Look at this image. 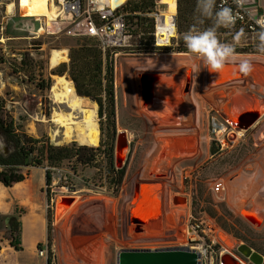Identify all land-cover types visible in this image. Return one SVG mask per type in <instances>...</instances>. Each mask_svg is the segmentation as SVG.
<instances>
[{
	"label": "rangeland",
	"instance_id": "1",
	"mask_svg": "<svg viewBox=\"0 0 264 264\" xmlns=\"http://www.w3.org/2000/svg\"><path fill=\"white\" fill-rule=\"evenodd\" d=\"M128 1L131 0L116 3V6ZM54 2L58 14V0ZM9 3L15 5L14 13L1 12V7L8 11ZM18 3V0H0V117L6 123L13 121L17 133L50 140L58 146L76 142L78 145L99 147L101 140L108 141L112 133L106 129V121L99 115V106L92 100L80 97L86 112L94 114L100 130L96 146L82 142L76 136H65V129H59L53 122L54 118L72 112L70 100L57 99L52 87L58 77L73 84L68 74L59 76L54 71L63 63L69 64L70 48L76 45L75 39L45 34L36 40L41 46H33L30 31L39 22L35 17L22 16ZM168 4L169 0H155V11H166ZM123 5L117 9L121 10ZM120 12L126 13L123 10ZM62 16L58 21L64 20ZM141 17L153 19L149 15ZM38 18L42 22L55 20L51 16ZM135 25L130 27L131 34L133 29L139 32L136 31V35L126 41V46L118 50L115 67L116 132L117 136H125V153L120 167L117 164L119 168L126 169L121 188L115 193L110 191L106 177L108 161L103 153H97L93 167L73 168V163L65 162L61 167L52 169L51 185L55 184L52 188L46 185L44 168L31 171L27 184L29 191L32 190L34 202L41 212L46 211L47 224L48 218L51 221L52 245L56 248L51 247L53 262L117 264V255L122 250L182 247L179 244L186 240L187 225L200 220L215 224L229 235L221 236L229 246L245 244L264 257V110H258V114L250 113V117H245L248 116L245 113L248 109L228 114L227 119L233 125L249 128L245 138L234 149L217 153L209 137L210 118L229 110L227 107L232 106L235 95L253 99L247 104L264 103V81L260 79V85L245 76L232 84L217 85L207 79L202 60L190 53L175 51L182 46L181 36L177 34L172 41V49L148 53L146 48L150 45L147 39L152 47L155 46L150 36H144ZM219 40L233 44L237 49H249L248 53L237 54L236 59L226 65L239 64L247 59L251 64L264 66V54L251 52L257 51L255 35L244 36L238 41L234 37ZM54 50L66 51L67 60L57 67H52L50 63ZM172 53H175L174 57ZM25 54L35 60L36 66L33 70H25L28 72L16 73ZM157 73L184 77L185 98L181 100L190 114L185 120L177 119L170 126L160 125L143 108L140 76ZM63 88L60 85L57 91L62 92ZM224 88L230 92L220 91ZM81 120L83 115H80ZM165 141L172 149L171 164L151 166ZM211 148L215 149L214 154ZM12 150L0 135V154L7 155ZM21 171L28 174L30 169L23 168ZM216 182L224 185L220 193L212 190ZM63 186L72 189V193H66L67 197L60 196L65 194L61 190ZM47 196L50 199L58 196L53 208L50 207L51 201L47 200L46 204ZM64 198H73V203H64ZM183 198L186 200L182 201ZM132 203L134 205L129 211ZM59 205L68 209H59ZM139 207L142 211H135ZM250 208L259 209L262 220H253L246 213ZM62 211L65 213L59 215L58 212ZM235 218L246 226L236 223ZM139 228L143 230L139 231ZM33 230L36 238L44 236L39 222L34 224ZM145 230L146 234H143ZM161 231L162 235L155 237ZM16 237L19 239V234ZM13 239L9 228L0 225V264L15 262V258H8L9 253L18 251L10 244ZM36 251L38 254V249Z\"/></svg>",
	"mask_w": 264,
	"mask_h": 264
},
{
	"label": "trees",
	"instance_id": "2",
	"mask_svg": "<svg viewBox=\"0 0 264 264\" xmlns=\"http://www.w3.org/2000/svg\"><path fill=\"white\" fill-rule=\"evenodd\" d=\"M123 1L125 0H112V3L115 6L116 3H122ZM196 3L197 0H176V26L178 35L182 37V41L183 34L194 25L198 29L204 30L212 27L214 24L213 19H205L203 24L197 23L194 18L196 16ZM169 4L175 5L173 0H169ZM121 10L126 11L125 14L129 15L127 16V22L130 27H134V25L137 24L139 27L138 30H142L141 33L144 36H150L149 34L154 30V20L149 17H141L140 15L148 16L153 13L155 11V0H131L124 3ZM214 11H218L217 3ZM1 12L6 13L7 10L5 11L4 8L1 7ZM1 29L3 30V28ZM133 30L135 32L132 31V35L135 36L137 30ZM217 35L218 38H235L237 33H234L233 31H226L224 27L221 26L217 28ZM244 36L245 35L243 34L240 38H243ZM10 37L14 38L15 36ZM32 38V40H34L33 46L39 48L41 43L36 41L38 38ZM74 39L76 45L70 48L69 64L63 63L59 65L54 71V74L59 76L68 74L74 84L78 96L88 98L99 106V115L101 119L106 121V129L111 130L112 136L108 141H103L102 139L100 146L97 148L86 145H78L76 142L58 146L51 143L50 140L36 139L23 133L19 134L15 130L13 121L6 123L0 117V135L5 138L6 143L13 149L7 155L0 154V166L2 167V170L0 171V183H2L5 187H12L14 184L21 183L27 179L29 173L24 174L21 171L23 168H44L46 185L49 186L51 185L53 178L52 169L61 167L65 162L73 163V168H75V166L93 167L96 162L97 153H103L107 158L108 165L106 177L108 179L110 191H112V193L118 192L123 184L126 169L119 168L117 166L115 155L118 136L115 123L116 74L114 61L111 59V55L109 53L104 55L95 39L88 37H75ZM149 39H151V37H149ZM147 42L150 45L148 49L146 48L148 53L155 52V50L172 49L171 46H169L170 48L152 47L148 39ZM118 50L119 49H115L114 51L118 52ZM175 51L179 53H188L184 41L182 42L181 47L175 48ZM235 52L236 54L248 53L249 49L235 48ZM251 52L259 53L258 51ZM29 56V54H25L23 56L21 62L19 63L20 70H16V73L20 71L28 72L25 71L27 69L33 70V67L36 66L35 60ZM2 60L4 59H1V63L3 62ZM42 88H44L43 85ZM101 132L103 133V128H101ZM211 152L214 154L215 149L211 148ZM47 200L50 202L51 199L49 196H47ZM227 214L233 218L231 213L227 212ZM234 221L242 226L245 225V223L238 218H235ZM19 229L20 223L17 219L15 217L10 218L9 231L14 238L10 244L16 250L21 251L22 247L19 240ZM17 234H19V239L16 237ZM47 240L49 247V258L47 264H52L53 254L51 251V221L49 218L47 224ZM42 247V244L38 245L39 249Z\"/></svg>",
	"mask_w": 264,
	"mask_h": 264
},
{
	"label": "built area",
	"instance_id": "3",
	"mask_svg": "<svg viewBox=\"0 0 264 264\" xmlns=\"http://www.w3.org/2000/svg\"><path fill=\"white\" fill-rule=\"evenodd\" d=\"M173 1L175 3L173 12L155 11L149 14L154 20V30L149 35L155 47H169L177 37V8L176 0ZM216 3L218 10L228 7L232 9L233 14L236 16L233 26L224 27L226 31L240 33L243 30L245 36L255 35L260 31V26L256 21L264 17V8L259 11L256 8L255 0H244L242 4H238L236 0H216ZM58 5L60 11L55 20L42 22L40 18L35 17L36 22L39 23L36 27H32L30 34L35 38L45 34L65 35L72 38H93L98 42L104 55L106 53L111 55L116 67L119 54L114 50L126 46V41L132 37L127 22V16L129 15L121 13L117 7L106 3L105 0H58ZM61 15H63L64 20L58 21ZM27 27L30 30V26ZM248 130L249 128L233 125L219 112L210 118L209 137L215 145L217 153L234 149L236 144L245 138ZM1 170L2 167L0 166ZM54 186L55 184L50 187ZM61 190L65 192V194L60 195L63 197L69 196L66 193H72V189L65 186ZM212 190L216 193L222 192L224 190L223 183H214ZM57 198L58 196L51 198L52 208L54 204L56 205ZM186 234L185 242L179 245L196 250L199 253V264H221L222 259L226 256H231L241 264L246 261L245 257L238 251L240 245L229 248L223 244L220 240L221 234L222 236L229 235L221 231L215 224L207 223L205 220L194 223L189 222ZM47 246L48 244L41 249L38 248V255L48 261L49 247Z\"/></svg>",
	"mask_w": 264,
	"mask_h": 264
},
{
	"label": "bare ground",
	"instance_id": "4",
	"mask_svg": "<svg viewBox=\"0 0 264 264\" xmlns=\"http://www.w3.org/2000/svg\"><path fill=\"white\" fill-rule=\"evenodd\" d=\"M18 1H19V8L21 14L24 17H28V16L57 17V12H56L57 8L54 5L55 3L54 0H18ZM105 2L110 3L113 7L116 6L113 5L112 0H105ZM14 8L15 5L13 3L8 4V11L10 13L14 11ZM174 10H175V5L168 4V9L165 12L169 13V12H173ZM66 60L67 57L65 50H54L50 57V63L52 67H57L62 61H66ZM235 69L237 70V68L235 67L225 66L218 73H210V81L217 83V85L221 83L225 84V81H228V79H230L228 78L227 73L234 72ZM252 69L256 74L254 75L252 73H249V75L246 76L245 78H250L253 80V82L260 84L261 81L260 79L264 81V69L262 68H255V69L252 68ZM140 79H141L140 80L141 93L143 96L142 97L143 108L146 110L147 114L153 116V118L157 121L158 124L164 126H170L171 124H175V122H177V119L179 121V119L185 120L187 116L189 117L190 115L189 109L187 105L181 100L185 98V93H184L185 90L183 88L185 86L183 83L184 77L182 75L172 74V73L161 74V75L141 74ZM60 85L64 87L62 92L57 91ZM220 91H226L228 93L230 92L227 88H224L223 90ZM52 92L54 93V96L57 99L68 98V100H70L71 102L69 105V108L72 110L71 113L62 114V116H60L59 118L56 119L54 118L53 122L57 125V127L59 129H65V136L67 137L76 136L82 142H86L91 146H96L99 143L100 130L98 128L96 120L94 119V114H89L84 109V104L83 102H80L81 98L80 96H78L73 84L65 80L63 77H58L55 84L52 87ZM235 97L236 98L231 102L232 106L228 105L227 108L229 110H226V112H224L223 114L224 115L223 117L226 119L228 118V114L232 115L234 112L236 113V111L242 112V110L248 109L245 113L250 117L252 113L254 112L259 113L258 110H260V112L264 110V103L262 102L247 104L253 99L249 97L241 98L236 95ZM80 115H83V120L81 121H80ZM163 143L164 145L162 144L163 146H161V150L158 151L151 166L154 165V167H158L160 164L162 165V163H166V165L171 164L170 161L172 160L171 158L172 149L170 148L169 144L166 141ZM118 153L121 157H123L125 153V149L124 151H120V152L118 151ZM152 172L156 173L157 170H154ZM185 200L186 199L184 198L182 199V201ZM58 208L68 209L60 205L58 206ZM256 209L257 208H250L246 210V213L253 220H259L262 218L261 213L258 212L259 209L257 210ZM64 213L65 212L63 211L58 212L59 215H63ZM262 214H264V208L262 210ZM221 236H220V240L223 242L224 245L230 248L231 246L226 244V242L222 240ZM223 237H228V236L223 235ZM226 257L231 259L230 256H226ZM234 262L236 263V261Z\"/></svg>",
	"mask_w": 264,
	"mask_h": 264
},
{
	"label": "clouds",
	"instance_id": "5",
	"mask_svg": "<svg viewBox=\"0 0 264 264\" xmlns=\"http://www.w3.org/2000/svg\"><path fill=\"white\" fill-rule=\"evenodd\" d=\"M242 4L244 0H236ZM216 0H197L194 17L199 24H203L205 19H213L212 27L204 30L198 29L195 25L183 34L185 47L191 55L203 61L205 68L210 73H218L226 63L233 62L236 59L235 47L233 44L223 43L217 35V28L231 27L235 24L236 16L232 9L228 7L220 8L214 11ZM256 23L260 26V31L255 34L258 40L257 51L264 54V17H261ZM243 35V30L237 33L235 39L238 41ZM175 56V53H172ZM253 65L247 59L239 63V71L245 75L252 71Z\"/></svg>",
	"mask_w": 264,
	"mask_h": 264
},
{
	"label": "crops",
	"instance_id": "6",
	"mask_svg": "<svg viewBox=\"0 0 264 264\" xmlns=\"http://www.w3.org/2000/svg\"><path fill=\"white\" fill-rule=\"evenodd\" d=\"M256 8L260 11L264 8V0H255ZM15 11V8H14ZM14 11L11 13L13 14ZM9 13V11H7ZM34 168H31L29 171V176L27 179L21 183L14 184L12 187H5L2 183H0V225L4 226V228H9V219L15 217L17 221L20 223V242H21V251H15V253H9L8 258L14 259L15 262L11 264H47V260L45 258L39 257L36 249H38V245L42 244V246H46L47 243V213L45 210L41 212V209L34 202L32 197V190L29 191L28 182L30 180L31 171ZM45 171V169H43ZM47 204V199H46ZM132 205L129 207V211ZM142 211L141 207L136 208L135 211ZM129 211L127 212L129 214ZM128 217V215H127ZM39 222L42 224L44 229V236L42 238H36L34 235L33 226ZM142 223L139 222L141 226ZM141 229V230H140ZM137 230V229H136ZM142 231V228L138 229ZM33 232V234H32ZM146 234V230L143 232ZM142 235V232L140 233ZM162 235V231L159 232L156 236ZM48 247V246H47ZM55 250V245H52ZM11 249H13L11 247ZM52 249V250H53ZM1 252V251H0ZM52 264H55L52 262Z\"/></svg>",
	"mask_w": 264,
	"mask_h": 264
},
{
	"label": "water",
	"instance_id": "7",
	"mask_svg": "<svg viewBox=\"0 0 264 264\" xmlns=\"http://www.w3.org/2000/svg\"><path fill=\"white\" fill-rule=\"evenodd\" d=\"M253 68H262L264 66L258 64H252ZM237 68L234 72L227 73L228 81H225V84H232L241 80L247 75L241 73L239 71V64L234 65H225ZM252 74H256L254 70L250 72ZM169 74V73H163ZM171 74V73H170ZM145 75H161V73L157 74H145ZM207 79H210V72L206 69ZM224 84V83H223ZM258 114V113H256ZM249 117V116H245ZM256 117V115H255ZM248 128V127H246ZM125 136L121 134L117 138V152L122 151L125 147ZM117 164L120 165L122 162V157L117 153L116 156ZM73 198H64L62 201L67 204L73 203ZM137 200V199H136ZM131 210V209H130ZM238 251L245 257L249 258L255 264H261L262 256L255 252L252 248L248 245H241ZM117 264H199V253L196 250H193L189 247H178V248H166V249H132V250H122L117 255ZM221 264H236L232 259L224 257L222 259Z\"/></svg>",
	"mask_w": 264,
	"mask_h": 264
},
{
	"label": "flooded vegetation",
	"instance_id": "8",
	"mask_svg": "<svg viewBox=\"0 0 264 264\" xmlns=\"http://www.w3.org/2000/svg\"><path fill=\"white\" fill-rule=\"evenodd\" d=\"M245 257V256H244ZM264 257L262 256V262H261V264H264V259H263ZM245 262H242L243 264H255V263H253L249 258H247V257H245Z\"/></svg>",
	"mask_w": 264,
	"mask_h": 264
}]
</instances>
